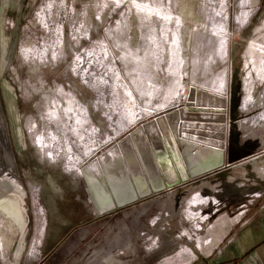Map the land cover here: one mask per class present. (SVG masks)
<instances>
[{
    "label": "rangeland",
    "instance_id": "1",
    "mask_svg": "<svg viewBox=\"0 0 264 264\" xmlns=\"http://www.w3.org/2000/svg\"><path fill=\"white\" fill-rule=\"evenodd\" d=\"M225 120L223 165L129 202L131 150L175 137L181 167ZM122 138L101 169L125 203L101 212L79 167ZM262 151L264 0H0V264H264Z\"/></svg>",
    "mask_w": 264,
    "mask_h": 264
},
{
    "label": "bare ground",
    "instance_id": "2",
    "mask_svg": "<svg viewBox=\"0 0 264 264\" xmlns=\"http://www.w3.org/2000/svg\"><path fill=\"white\" fill-rule=\"evenodd\" d=\"M218 90H221V89H218ZM222 92H223V89H222ZM205 95H207L208 98H210L209 102H210V104L212 103L211 104L212 107H214L215 111H217L216 114H222V115L227 114V108H226L227 107V98H226L225 94H223L222 96H216V95H211V94H209V95L205 94ZM184 98L185 97H183V99ZM197 99H198V97H197ZM201 100L205 101V97H203V99L201 98ZM201 100L199 98V100H197V102L201 101ZM171 102H173V101H171ZM178 103H180V102H178ZM176 104H174V105L176 106ZM187 105H189V104H187ZM205 106L208 107L207 104ZM160 107H161V105H158V107H156V109H158ZM172 107H174V106H172ZM207 107H204L205 108L204 111L206 113L208 112ZM172 109H174V108H172ZM222 126L224 129H222V133H221L219 140L216 138L206 139V138H203L202 136L201 137H196V136H194V137L187 136L186 137V135H184V138H185L184 140L186 142H188L187 143L188 149H189L188 155L190 156L189 157L190 161H189V164H182L181 167L177 166L175 163V159L177 157L182 158V153H180V149L177 145V140L175 137H174V141L169 140V143H167L166 140L163 141L164 142L163 148L157 151L160 154V160H158V161L156 160V158L154 159L152 157V155L155 157V154H154V150L151 148V146H148V149H145L147 151L146 152L147 155H144L143 161L135 154L134 150L133 151L131 150L130 151L131 159H134L132 162H135V163L139 162L140 166H141L142 162L144 164H146L145 166H147L149 169L148 170L149 176L147 175V179H144L143 177L145 175L144 174L145 172L142 171V175H140L142 181L141 182L139 181V183L134 187L131 186L132 183H130V181H129V183H130L129 184V191H128L129 192V202L136 200L139 196H144V195L149 194L153 191H160V190L166 189L167 187H170L172 185L180 183L182 180H187L190 176L197 175V174L206 172L207 170L212 169L214 167H218V166L223 165V162H224L223 161V159H224V143H225V135H226V129H227L226 120L222 124ZM156 131L157 130H155V132ZM131 132L133 135L137 134V131H135V130H133ZM184 134H186V133H184ZM154 135H156V134L154 133ZM172 137H173V135H172ZM131 139H133V138H131ZM155 139L157 140V142L162 141V140H159V136H156ZM114 143H116L115 147L113 149H111L110 151L115 152L117 154L113 158V160H116V162L121 163L120 158L122 157L123 152H119L117 150V148H120V146H123V147L127 146L126 150H127V154H128L129 150H130L129 143L127 142V139H125V138H122L119 141H115ZM198 144L201 147L197 152H194L193 149ZM95 150H97V148ZM97 153H93V155L90 157V159L94 158V161L99 164L97 166L99 168L96 170V172L94 171L95 170L94 167H92L91 165H87L86 162L84 163L85 166L82 165L79 167V170H80V173L83 175V177L87 181H89V185L91 184V186L94 189L98 190V188L96 187V184H97L96 181H98V180H101L102 182L105 181L104 175H103V170L101 169L102 168L101 164H103L105 161L101 160V155H98ZM91 154L88 153V151L83 152L82 155L81 154L79 155L80 157L78 158V160L79 161H80V159L83 160V158H86L85 156L88 157ZM132 154L134 155V158L132 157L133 156ZM95 155H98V156H95ZM78 165H79V163H78ZM105 183H106V181H105ZM91 186H90V189H91ZM102 186L105 188L106 195L103 198L100 197L99 199H97L99 211L105 212V210L110 209L113 206H119V205L125 203V200L117 199L118 197L116 198L115 195L112 194L107 183H106V185L103 184ZM107 195H108V197H107ZM95 196H96V194H95Z\"/></svg>",
    "mask_w": 264,
    "mask_h": 264
},
{
    "label": "crops",
    "instance_id": "3",
    "mask_svg": "<svg viewBox=\"0 0 264 264\" xmlns=\"http://www.w3.org/2000/svg\"><path fill=\"white\" fill-rule=\"evenodd\" d=\"M170 106V105H169ZM161 108V107H160ZM160 108H158V110L160 109ZM204 115H210V114H204ZM214 116V115H213ZM216 116V115H215ZM217 121V120H216ZM217 123H218V121H217ZM211 124V123H210ZM213 124V123H212ZM211 124V125H212ZM219 125H221V123H218ZM130 124L128 123V125H126L125 127H127V126H129ZM214 125V127H216L215 125V123L213 124ZM114 139V138H113ZM112 140V139H111ZM110 142V141H109ZM263 153H264V151H262ZM114 158V154H112V155H110V157H108V158H105V159H103V161H110L111 159H113ZM194 196H196L197 198H204V197H206V199L203 201V202H205V201H208V197L210 196V194H205V193H203L202 191H198V190H196V192L194 193ZM200 205H202V204H200ZM191 206V205H190ZM192 206H194V205H192ZM230 230H232V228L230 229ZM229 230V231H230ZM240 230V229H239ZM239 230H238V232H239ZM224 237L225 236H223L222 235V238H221V240L220 241H222V239H224ZM238 240V239H237ZM264 238L263 237H261V239H260V243H259V245H262L263 243H264ZM238 244L239 245H237L238 246V248H239V251L242 253V255L240 256V258L242 257V256H245L246 255V252H247V250L248 251H250V250H252V249H254L256 246L255 245H253V244H249V245H246V244H244L243 242H242V246H241V244L238 242ZM214 247H216L215 245H214ZM264 247V246H263ZM258 247H256V249H257ZM256 254V253H255ZM254 254V255H255ZM251 263L252 264V262H254L255 264H263L260 260H259V258H257V256H255V258H254V260H252V259H245V261H244V263Z\"/></svg>",
    "mask_w": 264,
    "mask_h": 264
},
{
    "label": "flooded vegetation",
    "instance_id": "4",
    "mask_svg": "<svg viewBox=\"0 0 264 264\" xmlns=\"http://www.w3.org/2000/svg\"><path fill=\"white\" fill-rule=\"evenodd\" d=\"M204 114H208V113H204ZM215 116L216 115V117H219V118H221V117H223L224 115H222V114H210V115H207V116ZM218 122L219 123H222V121L221 120H218ZM214 127V126H213ZM217 137V136H216Z\"/></svg>",
    "mask_w": 264,
    "mask_h": 264
}]
</instances>
